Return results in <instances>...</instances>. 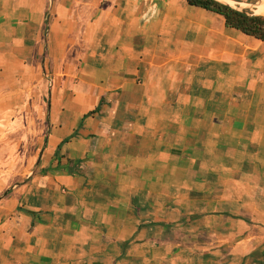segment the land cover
<instances>
[{
	"label": "crops",
	"instance_id": "obj_1",
	"mask_svg": "<svg viewBox=\"0 0 264 264\" xmlns=\"http://www.w3.org/2000/svg\"><path fill=\"white\" fill-rule=\"evenodd\" d=\"M0 169V264H264V41L185 0H0Z\"/></svg>",
	"mask_w": 264,
	"mask_h": 264
},
{
	"label": "trees",
	"instance_id": "obj_2",
	"mask_svg": "<svg viewBox=\"0 0 264 264\" xmlns=\"http://www.w3.org/2000/svg\"><path fill=\"white\" fill-rule=\"evenodd\" d=\"M189 6L215 13L222 17L226 28L241 34L264 41V17L255 16L246 11H236L214 0H185Z\"/></svg>",
	"mask_w": 264,
	"mask_h": 264
},
{
	"label": "rangeland",
	"instance_id": "obj_3",
	"mask_svg": "<svg viewBox=\"0 0 264 264\" xmlns=\"http://www.w3.org/2000/svg\"><path fill=\"white\" fill-rule=\"evenodd\" d=\"M229 1H231L233 3H249V4L253 5L258 0H229ZM235 8L243 10V11H246V12L254 15L251 8H239V7H235ZM44 78L46 79V81H47V79H51V77L48 74H46ZM17 156H18V153L17 152H13L11 157H12V159H14L13 157H17ZM0 170H2V169H0ZM10 170H11V173H12V182L9 183V185L12 186L16 182H19L21 177L25 176L27 174V172L29 170H31V169L30 168L24 169V168H19V167H12ZM20 173H22L21 177L19 175ZM9 185H7V186H9Z\"/></svg>",
	"mask_w": 264,
	"mask_h": 264
},
{
	"label": "bare ground",
	"instance_id": "obj_4",
	"mask_svg": "<svg viewBox=\"0 0 264 264\" xmlns=\"http://www.w3.org/2000/svg\"><path fill=\"white\" fill-rule=\"evenodd\" d=\"M219 3L228 5L230 7H239V8H251L252 12L255 16H262L264 17V0H258L253 5L249 3H233L229 0H215Z\"/></svg>",
	"mask_w": 264,
	"mask_h": 264
},
{
	"label": "water",
	"instance_id": "obj_5",
	"mask_svg": "<svg viewBox=\"0 0 264 264\" xmlns=\"http://www.w3.org/2000/svg\"><path fill=\"white\" fill-rule=\"evenodd\" d=\"M215 1V0H214ZM217 2V1H216ZM219 3V2H218ZM220 4H222V3H220ZM223 5H225V4H223ZM226 6H228V5H226ZM228 7H230V6H228ZM230 8H232V9H234V10H236V11H239V12H242L243 10H240V9H237V8H235V7H230Z\"/></svg>",
	"mask_w": 264,
	"mask_h": 264
},
{
	"label": "built area",
	"instance_id": "obj_6",
	"mask_svg": "<svg viewBox=\"0 0 264 264\" xmlns=\"http://www.w3.org/2000/svg\"><path fill=\"white\" fill-rule=\"evenodd\" d=\"M48 83H49V85L51 84V81L48 79Z\"/></svg>",
	"mask_w": 264,
	"mask_h": 264
}]
</instances>
